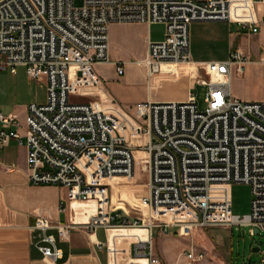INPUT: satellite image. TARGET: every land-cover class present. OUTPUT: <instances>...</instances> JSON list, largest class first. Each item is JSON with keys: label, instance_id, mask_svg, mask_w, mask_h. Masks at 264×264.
Returning <instances> with one entry per match:
<instances>
[{"label": "built area", "instance_id": "obj_1", "mask_svg": "<svg viewBox=\"0 0 264 264\" xmlns=\"http://www.w3.org/2000/svg\"><path fill=\"white\" fill-rule=\"evenodd\" d=\"M246 1L254 16L243 20L231 15L234 0H83L80 7L74 0L0 1V74L24 68L30 80L45 79L46 102L30 104L25 119L29 181L66 189L68 202L97 203L85 224L55 226L41 213L36 216L32 229L45 264L63 259L52 230L62 241L77 228L131 225L164 234L175 227L183 237L234 226L264 235V100L241 101L231 86L232 70L242 75L250 61L236 53L225 62L196 63L190 52L194 23L227 22L257 33L255 8L264 0ZM115 23L163 25L164 39L147 43L138 66L151 76L162 63L187 65L195 84L207 89L205 110H199L193 92L184 102L137 105L133 115L73 102L77 86L97 85L93 67L111 63L109 30ZM117 72L124 74L121 65ZM0 125L16 128L0 130V148L11 139L22 144L16 116L0 112ZM136 163L146 176L140 200L146 215L109 207L107 187L114 180L131 182ZM235 184L251 187L245 217L231 211L229 189ZM144 248L135 243V255L159 264ZM185 256L200 263L206 254L191 250Z\"/></svg>", "mask_w": 264, "mask_h": 264}, {"label": "crops", "instance_id": "obj_2", "mask_svg": "<svg viewBox=\"0 0 264 264\" xmlns=\"http://www.w3.org/2000/svg\"><path fill=\"white\" fill-rule=\"evenodd\" d=\"M233 11L234 9V17ZM235 12L237 13L236 10ZM247 12L248 18L254 16L252 7H248ZM263 17L264 4H261L255 8L257 33L239 29L236 24L227 22L192 24V60L196 63L225 62L236 53L245 57L249 54L248 46L255 36L258 41H264ZM155 26L138 23L112 24L109 30L111 63L93 67L97 85L76 88L77 82H73L71 89L76 90L71 95V100L92 104L107 112L120 110L133 115V109L137 105L184 102L191 92L195 94L197 85L191 79L189 67L185 64L162 63L158 72L151 76H148L146 68L138 66L146 57L147 43L164 39V26L161 25L162 36L156 34ZM261 61L264 65V55ZM118 65L124 69L122 76L117 72ZM236 81L237 73L234 68L231 86L233 95L238 98ZM42 82L45 85V79ZM29 105L0 101V112L16 116L20 121L18 132L22 141L19 144L18 140L11 139L6 147L0 148V264H45L36 245L38 233L32 229L39 213L57 226L71 221L88 223L97 211L95 201L68 202L67 190L62 187L30 183L25 138V119ZM108 107L109 110H106ZM3 129L16 128H3L0 125V130ZM116 183L112 182L113 185ZM231 189L232 187L229 189V197L232 211ZM215 229L220 232L214 234L212 230ZM227 229L208 227L194 231L192 237H183L175 227L169 228L167 234L159 230L149 232L146 225L107 226L106 230L100 228L93 232L77 228L63 241L59 239L56 230H52L51 234L57 238L58 247L63 252V259L58 264H151L150 258H138L135 255V243H145L146 255L149 256L151 251L159 264H232L233 253L228 247V238L221 234V231L225 232ZM191 250L205 252V259L200 263L190 262L185 253Z\"/></svg>", "mask_w": 264, "mask_h": 264}, {"label": "rangeland", "instance_id": "obj_3", "mask_svg": "<svg viewBox=\"0 0 264 264\" xmlns=\"http://www.w3.org/2000/svg\"><path fill=\"white\" fill-rule=\"evenodd\" d=\"M82 3L83 0H74L76 7H80ZM233 9L235 19L248 18V13L246 15L238 14L235 12V6ZM154 30L157 35H163V26L156 24ZM248 50L249 54H246L245 58L253 63H249L245 67L244 74L237 75L235 82L237 97L243 101H263L264 65L261 57L264 55V41H258L255 36L250 42ZM206 91V87L201 86H197L194 91L200 111L206 108L204 102ZM46 99L44 83L30 80L24 68H19L16 75L7 71L0 74V101H11L16 105H28L31 103L44 104ZM109 107L106 110H109ZM110 111L114 112L113 110ZM116 182V185L111 184L107 187L109 207L112 210L118 209L120 211L131 209L146 215V209L140 206V200L146 194V176L140 172L138 164H135V176L131 182L121 180H116ZM231 200L233 215L240 217L249 215L252 203L251 187L246 184L233 185ZM251 230L254 229L234 226L225 232L221 231L222 237L225 235L228 238V247L233 253L232 264H264V235L252 234ZM212 231L214 234L220 232L217 229ZM254 249H258V251L255 252Z\"/></svg>", "mask_w": 264, "mask_h": 264}, {"label": "bare ground", "instance_id": "obj_4", "mask_svg": "<svg viewBox=\"0 0 264 264\" xmlns=\"http://www.w3.org/2000/svg\"><path fill=\"white\" fill-rule=\"evenodd\" d=\"M234 6H235L236 11H237L238 14H242V13H241V10H242L243 8H245V9L247 10L248 7H251V5H250L249 3H247L246 0H234L233 7H234ZM233 7H232V9H231V15H232ZM114 181H116V180H114ZM114 181H113V182H114ZM132 226H134V225H131V226H117V227H132ZM134 227H140V226H134ZM146 227H147V229H148L149 232H150V228H149L147 225H146Z\"/></svg>", "mask_w": 264, "mask_h": 264}, {"label": "water", "instance_id": "obj_5", "mask_svg": "<svg viewBox=\"0 0 264 264\" xmlns=\"http://www.w3.org/2000/svg\"><path fill=\"white\" fill-rule=\"evenodd\" d=\"M254 234H258V232L255 230V231H254ZM254 251L257 252L258 249H254Z\"/></svg>", "mask_w": 264, "mask_h": 264}]
</instances>
